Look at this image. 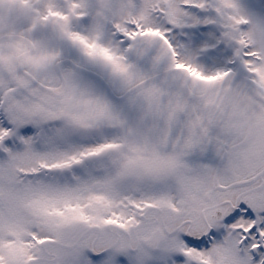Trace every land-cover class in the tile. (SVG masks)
I'll use <instances>...</instances> for the list:
<instances>
[{"label": "snow or ice", "instance_id": "1", "mask_svg": "<svg viewBox=\"0 0 264 264\" xmlns=\"http://www.w3.org/2000/svg\"><path fill=\"white\" fill-rule=\"evenodd\" d=\"M0 264H264V0H0Z\"/></svg>", "mask_w": 264, "mask_h": 264}]
</instances>
